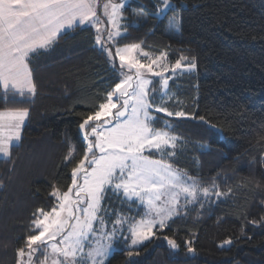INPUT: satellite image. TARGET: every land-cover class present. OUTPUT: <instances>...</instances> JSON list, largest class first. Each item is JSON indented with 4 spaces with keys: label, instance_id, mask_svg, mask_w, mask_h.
I'll return each instance as SVG.
<instances>
[{
    "label": "trees",
    "instance_id": "16d2710c",
    "mask_svg": "<svg viewBox=\"0 0 264 264\" xmlns=\"http://www.w3.org/2000/svg\"><path fill=\"white\" fill-rule=\"evenodd\" d=\"M173 1L175 11L154 16L155 0H131L123 10L127 31L115 46L140 43L149 55L166 52L170 62L181 55L196 58L194 70L170 76L164 100L170 111L189 116L166 117L153 110L159 118L154 126L163 128L161 121L167 120L166 130L179 138L176 155L164 157L174 168L201 187L215 181L222 192H232L206 200L201 196L203 208L200 202L188 205L168 228L156 230L158 238L139 246L131 264H264V226L249 223L264 217V0ZM171 13L178 16V32L168 28ZM95 35L91 26H79L31 57L37 95L34 103L22 105L30 115L21 140L10 158L0 157V264H15L33 213L56 203L49 195L52 186L66 191L71 184V168L86 148L79 124L121 78ZM149 87L156 89L151 95L158 104L160 78L153 77ZM14 106L21 105L0 99V110ZM72 149L75 159L66 166ZM136 205L111 192L103 201L111 221L113 211L138 218ZM124 231L127 235L126 226ZM163 236L175 239L179 249L173 251ZM228 238L233 243L221 247ZM189 240L194 253L187 252ZM114 245L105 264H129L127 244L121 239Z\"/></svg>",
    "mask_w": 264,
    "mask_h": 264
},
{
    "label": "snow or ice",
    "instance_id": "6c2138e0",
    "mask_svg": "<svg viewBox=\"0 0 264 264\" xmlns=\"http://www.w3.org/2000/svg\"><path fill=\"white\" fill-rule=\"evenodd\" d=\"M125 7V0H0V99L5 104L21 105L0 110V155L10 158L11 148L21 140L22 128L30 115V108L22 105L34 103L37 95L31 57L47 51L67 30L79 26L95 28V43L113 61V69L122 77L96 110L79 124L86 148L71 168V184L66 191L54 184L49 195L56 203L50 210L37 208L33 213L30 234L24 246L16 249L15 264H105L114 241L121 239L127 244L126 256L131 264L132 258L140 255L139 246L157 237L156 230L168 228L169 221L180 216L188 204L200 202L203 208L201 196L206 200L212 195L221 197L232 192L231 188L222 192L215 181L211 187H201L194 177L174 168L164 158L176 155L179 138L166 130L170 126L167 120L161 121L163 128L154 126L159 118L153 115V110L166 117L183 118L189 114L172 112L164 106L170 78L164 76L169 71L164 63L166 52L154 58L143 52L151 61L143 64L133 55L141 50L140 43L115 46L117 37L122 36L120 21ZM98 8L111 26L106 39ZM168 11H175L171 0H157L153 15L166 16ZM168 28L179 31L177 15L169 18ZM116 58L118 67L114 63ZM182 61L188 63L183 65ZM154 66L162 71H154ZM196 66L195 57L189 60L181 55L171 65V71L183 68L191 72ZM143 69L161 78L159 104L151 95L156 89L149 87L152 81L146 78ZM198 119L216 128L203 116ZM152 150L161 158L154 159ZM74 151L70 150L65 157L66 166L75 159ZM146 151L150 154L145 155ZM108 192L122 202L135 198L146 205L147 211L139 220L113 211L112 228L106 230L109 210L103 201ZM261 204L264 206V201ZM126 223L127 235L124 234ZM249 223L264 226V217ZM163 239L173 251L179 249L175 239L168 236ZM186 243L187 252L194 253L192 241ZM232 243L228 238L221 247Z\"/></svg>",
    "mask_w": 264,
    "mask_h": 264
},
{
    "label": "rangeland",
    "instance_id": "374dc122",
    "mask_svg": "<svg viewBox=\"0 0 264 264\" xmlns=\"http://www.w3.org/2000/svg\"><path fill=\"white\" fill-rule=\"evenodd\" d=\"M130 1H131V0H125V5L129 4ZM155 1H156V3H157V0H155ZM117 2H118V0H117ZM171 4H172V6H173V4H175V2H174L173 0H171ZM97 12H98V15L101 16V19L104 21V23L101 25V31H102V33H104V38L106 39V38H107V36H106L107 30H109V29L111 28V26L107 23V18L103 16L102 9H101V8H98ZM172 14L174 15V14H176V13H171L170 15H172ZM170 15H169V18H170ZM160 16H161V15H160ZM140 17H141V13L138 12V13L136 14V18H140ZM171 17H172V16H171ZM133 22L136 23V20H134ZM120 24H121L122 34H124V32H123V29H125V28H124V25H123V24H124V14H123V17H122V19H121V21H120ZM94 30H95V28H94ZM95 33H96V30H95ZM98 46H99V45H98ZM123 46H125V45H123ZM123 46H119V47H123ZM114 47H115V46H114ZM114 47H113V48H114ZM143 52H145V51L142 50V49H141V50H137L136 52L133 53V55H134L137 59H139L140 62L143 63V64H148V63H150V62H151L150 59L145 58V57L143 56ZM163 52H164V51H163ZM159 54H160V53H159ZM159 54H152V53H150V56L154 58V57L158 56ZM118 63H119V61H118ZM164 63H165L166 65L169 66V71L164 72V76H165V77H170V76L174 75L176 72H178V71L180 70V69H178V70H176L175 72H172V71H171V65H174L175 62H170V61H168V59H166V60L164 61ZM181 69H183V68H181ZM126 70H127V69H125V71H126ZM142 71L145 73L146 78L150 79L151 81H152L153 77H158V78H160L159 76H154V75H152L151 73H148L146 69H143ZM154 71L159 72V71H162V69H161V68H156V67L154 66ZM132 74H133V75L135 74V69L132 70ZM121 78H122V77H121ZM121 78H120V79H121ZM160 79H161V78H160ZM119 81H120V80H119ZM168 82H169V81H168ZM149 86H150V85H149ZM165 91H167V89H166ZM167 93H168V92H167ZM161 94H162V93H161V84H160V95H161ZM168 96H169V95H168ZM168 96L165 97V99L168 98ZM113 99H114V101H116V97H114ZM165 99H164V100H165ZM158 101H159V103H160V99H159V97H158ZM159 103H158V104H159ZM118 105H119V102H118ZM113 111L115 112L116 109H114ZM81 134H82V133H81ZM170 134H172V133H170ZM172 135H173V134H172ZM85 143H86V142H85ZM152 151H155V150H152ZM147 153H148V151L145 152V155H148ZM0 157H4V156L0 155ZM153 158H154V159H160V158H158V157H153ZM134 201H136V203H137L136 208H137V210H138V213L141 214L138 218H135V220H139V219L144 215V213L147 211V207H146L145 204H141L140 201L137 200V199H135V198H133V200H132V201H129V202H134ZM183 203H184V198L181 197V204H183ZM188 205H191V204H188ZM188 205H187V206H188ZM187 206H186V207H187ZM134 216H135V215H134ZM134 216H133V217H134ZM136 216H137V215H136ZM136 216H135V217H136ZM133 217H131V218H133ZM106 219H107L106 230H110V229L112 228L111 220H109L108 218H106ZM114 219H115V218H114ZM114 219H112V220H114ZM96 226L99 227V225H96ZM124 226L128 227L127 223H126ZM124 234H126L125 231H124ZM114 248H115V245H114L112 251L114 250ZM112 251H111V252H112Z\"/></svg>",
    "mask_w": 264,
    "mask_h": 264
},
{
    "label": "crops",
    "instance_id": "0c3cea01",
    "mask_svg": "<svg viewBox=\"0 0 264 264\" xmlns=\"http://www.w3.org/2000/svg\"><path fill=\"white\" fill-rule=\"evenodd\" d=\"M67 31H69V30H67Z\"/></svg>",
    "mask_w": 264,
    "mask_h": 264
}]
</instances>
